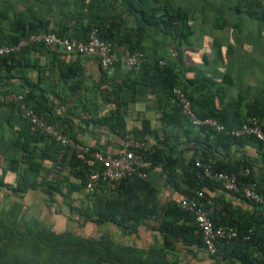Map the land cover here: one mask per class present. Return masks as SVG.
Returning a JSON list of instances; mask_svg holds the SVG:
<instances>
[{
	"label": "trees",
	"instance_id": "obj_1",
	"mask_svg": "<svg viewBox=\"0 0 264 264\" xmlns=\"http://www.w3.org/2000/svg\"><path fill=\"white\" fill-rule=\"evenodd\" d=\"M201 1L24 0L19 12L0 8V47L15 46L40 34L85 43L95 30L101 41L111 44L118 59L113 67L104 69L96 57L64 53L43 44H30L0 57V92L21 95L28 109L88 149L87 154L79 153L42 134L23 117L19 102L0 104V112L7 110L9 114L5 122H0V190L4 188L17 198L40 190L53 203L56 197L65 199L67 208L62 213L63 230L51 222L19 219L0 208V264H189L199 254H204L209 264H216L217 257L225 264H264L261 208L246 201L241 193L224 191L218 182L200 179L201 170L195 166L196 161H212V171L236 174L240 184H254L264 196V186L255 178V166L264 167V143L252 136L236 138L208 126L193 125L174 95L175 89L180 90L199 120H215L229 131L256 119L264 132V96L249 99L240 93L237 98L231 97L227 92L232 86L229 74L216 79L187 61L186 48L197 45L191 41L196 36L195 15H205L198 5ZM212 1L226 2L228 8L209 7L212 22L202 15L201 25L210 22L214 30L237 31L236 37L241 33L239 19L246 17L259 24L260 32L264 29V0ZM229 13L233 19L226 17ZM207 45L217 46L216 39ZM31 53L50 61L42 70L52 73L50 69L56 66L71 96L84 86L83 59L94 58L105 79L111 71L117 73L107 84L110 90L106 87L102 95L113 108L99 117L55 114L53 104L43 94L41 81L33 82L20 69L28 64L36 67L29 59ZM133 55L141 56L137 72L121 61ZM148 96L155 103V126L142 117L140 129L127 131L130 105L137 97ZM76 118L82 126L99 127L103 133L120 138L121 150L128 139L140 142L139 154L147 177L100 182L87 192L90 175L101 169L91 154L100 151L77 140ZM12 122L19 127L14 129ZM1 123L9 126L8 136ZM246 147L255 150L256 159L246 154ZM245 170L248 175L241 176ZM155 171L177 193L162 207L152 203L157 190L149 175ZM9 177L14 180L9 182ZM199 192L213 225L235 232L234 238L217 244L215 255L206 252L194 214L176 202ZM78 196L84 206L79 204ZM244 203L251 204V209H244ZM87 224L99 228L96 236L79 232ZM107 225H112L118 235L108 231ZM141 227L158 233L160 247L143 248L136 242Z\"/></svg>",
	"mask_w": 264,
	"mask_h": 264
},
{
	"label": "crops",
	"instance_id": "obj_2",
	"mask_svg": "<svg viewBox=\"0 0 264 264\" xmlns=\"http://www.w3.org/2000/svg\"><path fill=\"white\" fill-rule=\"evenodd\" d=\"M24 0H0V8L7 7L10 12H19L22 10V2ZM202 2V1H201ZM11 16V15H9ZM196 17V15H195ZM197 19V18H196ZM197 22V20H196ZM205 26L210 27L211 23H204ZM203 25V24H202ZM204 26V25H203ZM262 33V38L259 40L258 46H250V45H243L241 46V50H245L248 52H253L254 54L251 56L256 61L254 62L255 73L253 74V81L245 82L246 85L243 89L234 91V83L235 79L229 74V72H225L223 74L214 75L212 77L216 79H221V76L224 74L230 75V82L232 86H229L228 95L234 98H237L238 95L241 93L245 97L251 99L253 97L264 96V29L261 30L259 28V32ZM241 36V33L240 35ZM207 40L202 39V46L206 45L205 42ZM216 47V52L220 54L221 52V43ZM199 45L192 47L193 49L198 48ZM210 47L208 46L204 48L206 53L210 51ZM192 50V49H191ZM190 50V51H191ZM189 51L190 58L187 57V61L189 64L197 67V64L191 60L194 59L193 54ZM232 53L231 48H226L225 52L227 54ZM244 51V52H245ZM206 57L205 55H203ZM203 56L201 58L203 59ZM234 57H230L228 60L233 61ZM29 59L35 62L36 67L25 65L24 67L21 66L20 69L23 70L25 76L31 79L33 82L41 81V87L45 90L43 93L45 98L48 99L54 106V113L57 115L66 114L67 117H71L72 115L75 116H94L99 117L105 114H108L113 106L107 103L104 98L102 97L103 93L106 92V87L108 91L110 90L107 86L108 82H111L115 74L113 71L109 73L108 79L103 78L100 67L98 62L94 58H86L82 60V78L84 81V86L82 85L80 91L76 93L75 96H71L69 91H67V85L63 83L62 78L60 76V72L57 71L56 66L52 67L50 71L47 69L44 71L42 68L48 67L50 61L43 55L31 53L29 55ZM204 60V59H203ZM197 62V61H196ZM20 64H26L25 62H21ZM20 67V66H19ZM40 69H38V68ZM206 67H208L206 65ZM254 67L251 70L254 69ZM211 72V68L209 70ZM212 73V72H211ZM210 76V75H209ZM103 78V79H102ZM237 79V78H236ZM252 79V78H251ZM105 80V81H104ZM116 81H121V79H116ZM236 81H239L238 79ZM1 86V83H0ZM18 86V83L16 84ZM40 92V90H39ZM41 93V92H40ZM65 100V101H64ZM67 111H69L67 113ZM9 116L7 110L0 112V122H5L7 117ZM129 118H127V131H133L136 129H140L141 127V118L146 117L150 121L153 122L155 126V120L157 118V114L155 111V103L152 97H137L136 102L129 107ZM74 124L77 126L75 132H77V140L85 147L88 148H97L98 151L103 153L104 155H111L116 156L121 150V139L110 134V133H103L99 127H94L91 125L82 126L79 122V118L73 120ZM13 128H18L19 126L16 125L14 122L11 123ZM5 127V135L8 136L9 126L6 123H1ZM1 127V126H0ZM246 154L251 157L252 159L257 158V153L254 149L250 147L244 148ZM187 155H190L187 153ZM237 158V157H235ZM49 167V164H45ZM255 178L258 183L264 186V167L262 166H255ZM149 181L152 183L157 190V194L155 193L153 196L152 203L156 206H164L170 200H173L177 197V193L169 186L166 182L165 178L160 175L158 172H152L149 175ZM9 182L14 180L13 177L8 178ZM30 180L32 177L30 176ZM111 195L114 193L112 191ZM12 192L1 188L0 190V208L4 209L9 212L12 216L17 218H25L26 220H41L43 222H51L53 225H57L53 223L52 218H57L58 216L61 219H64L62 213L66 212V206L64 205L66 200H62L61 197H56V201L53 203L47 199V197L40 191H28L23 198H17L12 196ZM219 195H223L220 193ZM70 199V198H69ZM68 199V200H69ZM79 204L84 206V202L81 200V196H78ZM68 203L71 200L67 201ZM51 205V206H49ZM244 209H251L252 205L248 203L243 204ZM56 211H60L57 214ZM52 217V218H51ZM64 223V222H63ZM59 226V225H58ZM88 226H94L92 224H87ZM96 230H99L98 227L94 226ZM113 226H105V228H109ZM101 228V227H100ZM117 234L118 232L115 231L113 234ZM136 242L143 248H148L150 246L160 247L161 240L157 232L149 231L144 227H141L139 230V234ZM189 264H209V260L206 258L204 254L197 255V258L191 259Z\"/></svg>",
	"mask_w": 264,
	"mask_h": 264
},
{
	"label": "built area",
	"instance_id": "obj_3",
	"mask_svg": "<svg viewBox=\"0 0 264 264\" xmlns=\"http://www.w3.org/2000/svg\"><path fill=\"white\" fill-rule=\"evenodd\" d=\"M30 44H43L52 49H57L64 53H76L87 57H96L104 69H109L118 61L111 44L101 41L96 31H92L87 42L68 38H59L54 34L32 35L27 40L21 41L19 44L11 47H0V57L17 53L21 48ZM125 67L137 72L141 65V56L133 55L123 57L121 59ZM175 99L181 105L182 111L186 114L195 126H208L216 129L218 132H225L232 137L252 136L258 141L264 143V132L259 126L256 119H250L237 129L226 131L222 125H219L212 119H197L192 111L189 101L185 95L178 89L174 90ZM5 102H19L23 117L38 129L42 134L51 137L56 143L62 147H68L79 153H88L87 148L74 143L71 139L63 136L56 126L48 124L43 118L37 116L32 110L28 109L22 99V96L10 92L3 94L0 92V104ZM141 143L133 139H128L123 143L122 150L116 156L104 155L101 152L91 154L93 160L101 165V169L92 173L86 184V191L92 192L94 187L102 183H114L128 177L146 178L144 172V160L139 154ZM195 166L201 170L200 179H208L221 184V187L226 192L241 193L243 198L259 206L264 216V196L258 193L254 184H240L236 174H226L212 171V161L202 163L196 161ZM247 176L248 171L245 170L240 174ZM241 185V186H239ZM203 194L197 193L194 197H184L176 202L180 208L192 212L195 216V222L201 233L202 240L206 252L211 255L216 254L217 244L220 241L229 240L235 237L233 229L228 227H215L209 218L205 204L201 203ZM208 204V203H206ZM216 264H225L221 257H217Z\"/></svg>",
	"mask_w": 264,
	"mask_h": 264
},
{
	"label": "rangeland",
	"instance_id": "obj_4",
	"mask_svg": "<svg viewBox=\"0 0 264 264\" xmlns=\"http://www.w3.org/2000/svg\"><path fill=\"white\" fill-rule=\"evenodd\" d=\"M199 8L201 10H205L204 14H200L199 12L196 13V20L197 22L194 23V30L196 36L192 37L191 41L194 44H198L199 47L193 49L192 47L186 48V55L188 58H190L189 51L191 54H193L194 59L193 60L197 64V69L199 71H202L204 73H207L210 76L223 74L225 72H229V74L235 79L234 83V91L236 90V87L238 90L243 89L246 85L245 82L253 81V74L255 73V67L254 62L256 61L251 56L254 54L253 52H248L245 50H241V46L243 45H250V46H258L259 40L262 38V33L259 32V24L255 21H250L246 17H241L239 19V22L241 23L240 31L241 36H236L234 33H237V31H233L231 29H223V30H214L210 29L208 26H202L200 21L203 16L208 18V21L212 22L213 16L209 12V7L212 6H218L225 7L224 11L227 10L228 4L226 2L218 3L217 1L213 2L212 0H203L202 2H198ZM203 15V16H202ZM226 17L231 18V13L226 15ZM207 21V22H208ZM232 21V20H231ZM213 35V36H212ZM199 39V41L197 40ZM202 39L207 40V44L210 42V40L216 39V44L221 43V52L220 54L216 52V47H210V51L206 53L204 50L205 47H207V44L202 46ZM226 48H231L232 53L227 54L225 52ZM245 51V52H244ZM205 55L206 58L203 60L201 56ZM230 57H234L233 61L228 60ZM197 61V62H196ZM206 65L208 67H206ZM253 69L252 74L251 70ZM211 68V72L209 71ZM239 81H236L237 79ZM252 78V79H251ZM52 218V217H51ZM53 223L57 224L55 227L59 230L65 229L64 227V219H61L60 216L57 218H52ZM59 225V226H58ZM103 230V229H102ZM110 232H115V228L109 227L107 228ZM78 231V229H77ZM81 234L85 236H96V229L94 226H88L84 230L79 231Z\"/></svg>",
	"mask_w": 264,
	"mask_h": 264
}]
</instances>
